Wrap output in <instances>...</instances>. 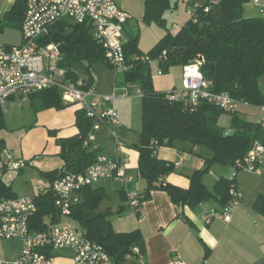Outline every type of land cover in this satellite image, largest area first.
Wrapping results in <instances>:
<instances>
[{
  "label": "trees",
  "instance_id": "trees-1",
  "mask_svg": "<svg viewBox=\"0 0 264 264\" xmlns=\"http://www.w3.org/2000/svg\"><path fill=\"white\" fill-rule=\"evenodd\" d=\"M250 1L218 0L210 11L204 12L203 9L210 5L209 0L200 5L198 22L189 18L176 33L166 27L167 33L147 55L153 60L163 51L167 52V61L161 64L164 73L172 66H184L202 57L201 71L213 82L214 91H227L238 100L253 106H263L264 15L245 16L244 6ZM177 2L145 0L144 21L165 27L166 12ZM25 10L26 1L17 0L5 13V18L9 20L7 24L16 21L20 27ZM125 33L128 39L125 53L133 68L124 73L123 82L138 84L143 92V126L136 147L139 151L138 174L148 182L144 198L149 196L151 190L162 189L177 204L196 206L211 198H217L223 206L228 204L232 198L229 192L235 178L221 177L212 191L207 187L204 175L214 164L235 168L256 140L264 144L262 123L245 120L237 112H231L232 125L231 131H228L219 124L220 116L226 111L216 105L207 101H200L197 106L185 101H169L166 92L154 87L151 64L140 59L144 54L139 48V34L131 33L127 24ZM38 43L43 46L54 43L58 46L62 54L58 66L65 71L67 79L80 78L75 71L77 63L91 67L95 61L102 59L108 64L104 47L94 38L89 21H59L50 27ZM85 79L94 83L92 75ZM30 97L38 103L37 109H63L72 105L64 101L62 90L57 86L35 91ZM76 115L79 132L71 137L57 139L61 148L59 155L64 160L63 167L42 173L49 185L44 193L35 197L37 207L30 219V227L36 231L47 228L49 222L46 217L50 218V223L61 221V212L51 189L53 181L69 172L84 171L96 160L95 150L84 145L92 129V121L81 108L76 110ZM5 127L4 111L0 109V130ZM175 140L194 146L206 145L213 151V156L206 159L205 167L190 175L189 188L164 181L175 170V165L156 154L160 145L171 144ZM4 149L5 143L0 139V158ZM12 197H17V194L0 178V198ZM108 198L103 186L87 187L82 191V202L73 207L70 217L79 223L91 240L105 247L113 259L112 264H128L135 247L145 252L144 237L139 229L128 232L114 229L110 213L98 210L100 204ZM255 208L264 214V195L258 197Z\"/></svg>",
  "mask_w": 264,
  "mask_h": 264
},
{
  "label": "built area",
  "instance_id": "built-area-1",
  "mask_svg": "<svg viewBox=\"0 0 264 264\" xmlns=\"http://www.w3.org/2000/svg\"><path fill=\"white\" fill-rule=\"evenodd\" d=\"M25 1V15L20 25L21 42L18 44L0 42V109L14 96H26L38 90L57 86L62 90L64 101L78 104L92 121V129L84 142L86 147L91 149L95 145L97 135L102 130H107L113 139L115 155L100 154L84 171L66 173L51 184L61 218L70 217L73 207L82 201V191L85 188L95 187L107 180L120 185L127 206L134 210L138 209L141 195L132 188L134 175L129 170L127 145L119 133L120 114L117 109L106 104L131 95L142 97L143 92L139 85L125 82L124 86L116 88L111 94H98L94 83H89L85 78L77 80L65 78V71L58 66L62 54L56 44L43 46L38 43L50 27L59 21L64 19L76 23L89 21L93 27L94 38L104 47L108 64L116 74L125 73L133 68L125 53L128 41L125 25L132 19V15L119 6L118 0ZM252 1L260 6L264 15V0ZM217 2L218 0H211L210 5L203 9L204 12L210 11L212 5ZM199 7L200 5H197L195 10H188L193 22L199 20ZM140 59L150 64L156 62L159 65L158 74L162 75L164 70L161 64L167 61V52L163 51L153 60L148 55L141 56ZM202 59L200 57L196 62L183 66L182 86L166 91V98L169 101H185L192 106H197L200 101H207L228 112H236L241 104H249L234 98L227 91H214L213 82L201 71ZM93 96L96 99H90ZM263 158L264 144L256 140L234 169L245 168L259 173V164ZM30 163L31 160L17 158L9 151L8 159L4 160L0 169V178L7 173H18ZM46 188L47 186L43 184L38 186L40 193L45 192ZM229 193L232 198L221 211L225 223L231 220L242 195L237 182H234ZM36 207L35 196L0 198V239L21 242L17 259L14 262L0 260V264H53L55 257L64 250L71 251L73 259L78 263H113L111 255L102 244L91 240L82 228L71 223L49 222L43 231L32 229L30 219ZM215 215V211L210 212L208 222ZM134 251L139 252L140 248L135 247ZM172 264L187 263L180 256H175Z\"/></svg>",
  "mask_w": 264,
  "mask_h": 264
},
{
  "label": "crops",
  "instance_id": "crops-1",
  "mask_svg": "<svg viewBox=\"0 0 264 264\" xmlns=\"http://www.w3.org/2000/svg\"><path fill=\"white\" fill-rule=\"evenodd\" d=\"M14 3L8 10L12 8ZM118 4L123 10L129 13L132 11L129 0L123 3L118 2ZM175 25L172 26L173 29H177V27L174 28ZM168 29L171 30V28ZM166 33L167 30L161 32L159 41ZM172 68L173 66L170 67L169 71ZM167 75L164 79L152 78L156 90L166 92L177 87L174 74ZM93 80L95 88L94 76ZM124 83L116 80L113 91L124 86ZM95 90H98L97 86ZM110 90L109 88L108 92ZM90 99L93 100L96 97L93 96ZM123 99L126 98H120V100ZM114 103L115 101L106 105L117 109L113 105ZM37 107L38 103L34 102L30 95H26L12 97L2 108L6 127L0 130V139L5 143L4 151L9 150L17 158L31 160L32 163L28 165L38 168L41 173L61 169L64 160L59 155L61 148L57 139L71 137L79 132L76 125V110L79 105L72 104L63 109L54 107L37 109ZM118 112L120 114L119 110ZM236 112L243 119L262 123L264 127V105L241 104ZM219 124L231 131L232 113L228 111L223 113L219 118ZM119 133L127 145L130 158L129 170L134 175L132 188L141 195V204L136 210L127 206L126 197L119 187V207L127 209L125 212L130 211L127 212L125 218L122 217L117 220V224L121 227L119 229L115 228L112 218L113 208L109 204V200H104L98 210L110 213V219L116 231L128 232L135 229L141 231L145 241V252L134 251L129 256L128 262L133 261L135 264H172L175 256H180L187 264H199L201 262H206V264H261L264 261V214L255 208L258 197L264 195V158L259 164V173L240 172L237 175L238 172L235 171V182H237L242 195L232 213L231 220L225 223L221 214L225 205L223 206L217 198L205 200L196 206L177 204L172 201L169 193L162 189H153L149 196L144 198L148 182L138 174L139 151L136 147L138 140L134 142L125 140V137L130 136V132L124 128L122 119ZM91 149L95 150V158L104 153L109 155L116 153L113 139L107 130L98 133L97 141ZM156 154L159 158L175 165V170L166 176L164 181L182 188H189L190 175L205 167V161L213 156V151L210 148L202 150L201 145L194 146L188 142L175 140L171 144L160 145ZM33 161L35 162L33 163ZM3 164L1 158L0 169ZM216 165H219L218 168H211L210 173L207 172L204 175V181L212 191L221 177L230 178L234 176L231 169L230 172H225V168H232L231 166ZM25 168L17 174H5L11 182L3 179L5 175L1 179L13 189L17 196L30 195L36 197L40 194L38 186L41 183L37 186H31L26 180L25 187L17 186L18 191L14 188L17 176L21 175ZM103 182L95 187L103 186L106 189ZM48 185L49 183L45 186ZM108 199H111V195ZM212 211H215L216 215L208 222V214ZM46 221L50 222V218L46 217ZM71 221L78 223L71 217H63L59 222L71 223ZM78 227L80 228V225ZM18 242L20 243L19 253L21 242ZM9 255L10 253L0 241V256L7 257ZM53 264L85 263L76 262L71 251L64 250L55 257Z\"/></svg>",
  "mask_w": 264,
  "mask_h": 264
},
{
  "label": "rangeland",
  "instance_id": "rangeland-1",
  "mask_svg": "<svg viewBox=\"0 0 264 264\" xmlns=\"http://www.w3.org/2000/svg\"><path fill=\"white\" fill-rule=\"evenodd\" d=\"M16 1L17 0H0V24L2 26V28H0V42L5 44H18L21 40V29L18 23L16 21H12L10 22V24H7L9 20L5 18L6 11ZM124 1L126 0H118L119 3H123ZM208 1L209 0H178L177 4L166 12V26L164 27L160 26L157 23H147L144 21V0H129L132 5V11H130V14L132 15L133 19L127 23V27L131 33L137 32L139 34V48L142 49L144 55H147L148 52L158 43L160 38L159 35L163 30L171 28V30L176 33L189 20L190 15L188 14V10H195V7L197 5H203V3L205 4V2ZM261 13L262 12L260 6L253 1L246 3L244 6V15L247 17L260 16ZM175 24L177 25V29L172 28V26ZM158 68L159 67L156 62L151 63L152 78L158 77L160 79H164L168 76L167 74L171 73L175 76L174 78L177 84L176 86H182L183 66L175 65L173 66L171 71L165 72L164 75L158 74ZM75 71L76 74L81 78L93 75L95 78V89L97 86V93L102 95L111 94L116 84V80L121 82L124 79V73L116 74L115 70L102 59L95 61L91 65V67H88V65L85 63H77L75 65ZM262 87H264V80L262 81ZM109 88L111 90L108 92ZM114 101L115 103L113 105L120 111L121 119L124 122V128L130 132V136L125 137V140L129 142L138 140L139 142L140 132L143 126L142 97L131 95L126 99H116ZM133 146L135 147V145ZM201 149L206 150L209 148L206 145H201ZM8 154L9 150L2 151L1 158L3 162L4 160L8 159ZM34 162L35 161H33V163ZM213 166L214 167L211 168L216 169L219 165L214 164ZM211 168L208 171L209 173L211 171ZM225 169L226 173L230 172L231 169V172L233 174L235 173V171L238 172L237 175H239L240 172L255 173L245 168H242L240 171L235 170L233 167H226ZM3 179L11 182V180H9V177L6 175L3 177ZM26 180L31 186H37L40 183L43 185H47L49 183L48 179L44 175H42L41 171L38 168L31 167L30 165L25 168V171L22 172L21 175L17 176L16 184L14 186L15 190L18 191L16 188L20 185L21 187H25L27 183ZM103 184L106 187L107 193L111 195V199L107 200H109V204H111L113 208L112 218L115 224V228L119 229L121 227L117 224V220L122 217L125 218L127 212L130 211L125 212V210L127 209L119 207V184H115L110 181H104ZM71 223H73L72 225L75 227L79 226V223L72 221ZM0 241L3 243V246L6 248L7 252L10 253V255L7 257L0 256V260L14 262L19 254L18 250L20 247V243L16 240L9 239H0ZM128 264L135 263L131 261L128 262Z\"/></svg>",
  "mask_w": 264,
  "mask_h": 264
},
{
  "label": "water",
  "instance_id": "water-1",
  "mask_svg": "<svg viewBox=\"0 0 264 264\" xmlns=\"http://www.w3.org/2000/svg\"><path fill=\"white\" fill-rule=\"evenodd\" d=\"M264 80V78L262 79V81Z\"/></svg>",
  "mask_w": 264,
  "mask_h": 264
}]
</instances>
